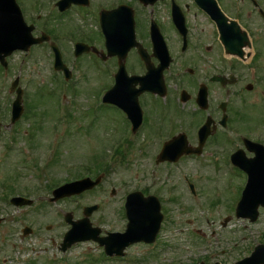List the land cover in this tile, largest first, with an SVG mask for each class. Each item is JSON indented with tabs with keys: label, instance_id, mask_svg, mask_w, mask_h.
Listing matches in <instances>:
<instances>
[{
	"label": "rangeland",
	"instance_id": "obj_1",
	"mask_svg": "<svg viewBox=\"0 0 264 264\" xmlns=\"http://www.w3.org/2000/svg\"><path fill=\"white\" fill-rule=\"evenodd\" d=\"M230 1L233 0H219L227 11H230ZM36 54L23 61L25 109L23 118L17 122L20 133L17 158L21 170H17L14 157L0 148V176L19 171L23 190L34 202L17 208L0 200V217L6 218L0 225V264H60V261L66 264H196L200 261L233 264L248 256L258 243H264V208H260L254 222L235 216L244 184L234 174L235 169L231 171L227 166L218 169L211 162L200 164L191 158L184 159L179 166L164 162L154 168L151 156L157 151L159 132L166 130V119L151 116L138 133H120L123 119L119 115L116 119L96 101L102 85L109 87L111 78L104 72L99 77L101 73L92 60H88L92 66L88 72L83 60L69 59L75 69L69 84H64L68 114L60 120L57 96L63 89L62 73L50 68L51 57ZM227 57H220V65L222 61L230 62ZM7 61L9 71L17 72L19 56L12 54ZM226 95L219 89L218 99ZM174 114L175 105H171L164 115ZM175 118L176 130L192 138L193 127H183L178 114ZM252 122L247 115L239 125L250 129ZM217 134L216 138H220L221 133ZM123 136L128 138L127 142L112 157L113 143ZM207 146L212 147L211 151H218L226 144L208 143ZM101 157L100 167L107 166L106 161L112 164L98 186L78 196L49 201L52 196L49 186L88 175L85 166L94 160L100 161ZM185 172L196 187V196L189 188ZM97 174L94 171L90 176ZM134 190L156 195L161 201L164 219L153 244L137 243L126 249L124 257L107 259L104 248L89 240L74 244L62 258L58 246L71 227L64 219L66 212L78 219L83 217L84 206L98 203L99 208L90 217L93 225L100 227L102 234L123 232L127 225L125 199ZM226 217L229 218L225 223ZM26 225L33 231L22 237L21 230Z\"/></svg>",
	"mask_w": 264,
	"mask_h": 264
},
{
	"label": "flooded vegetation",
	"instance_id": "obj_2",
	"mask_svg": "<svg viewBox=\"0 0 264 264\" xmlns=\"http://www.w3.org/2000/svg\"><path fill=\"white\" fill-rule=\"evenodd\" d=\"M16 1L19 11L5 7V33L10 38L21 39L30 32L34 38L43 41L31 45L28 51L17 50L14 55L24 60L35 53L54 56L52 44H55L63 57H69L74 54L76 43H84L87 50L81 57L92 60L100 72H116L120 52L129 47L123 63L129 73L142 75L160 72L165 67L168 54L172 61L164 70L166 96L162 98L150 92H142L138 96L143 125L151 116H161L167 123L170 116L164 114L171 105H175V114L182 119L183 127H193L192 138L188 137L191 145L198 144V129L207 116L216 123L215 133H221L222 137L216 138L215 133L209 136L201 156L213 153L209 152L212 147L207 148L208 143L222 146L225 143L227 147H223L225 150L221 153H215L222 158L210 161L212 165L232 163L234 152H239L240 159L237 157V160H245L242 163L259 161V154L264 158V0H233L230 1V11L222 7L230 24L236 22L238 27H230V33L236 39L231 44L230 62L222 61L221 65L219 59L227 56L226 51L220 41L217 22L202 5L204 0ZM11 23H14L13 27ZM108 41L125 43L121 48L109 49ZM235 49H240L242 54ZM2 71L0 65V148L14 157L17 170H21V162L17 158L20 133L5 132L12 128L11 110L17 91L21 92L24 101L26 86L19 74L12 87L14 79L7 82ZM170 72L179 76L170 80L167 77ZM219 74L228 75L230 83L222 84L215 80ZM175 79L178 82L176 89L180 86L189 92L188 100L181 107L168 100L170 81ZM9 87H12L10 92ZM136 87L139 88L140 84ZM219 89L227 94L225 98L218 99ZM204 90L206 101L203 98L198 102V95L200 92L204 94ZM224 113L227 119L226 125L222 126ZM247 115L253 121L250 129L239 125ZM195 157L183 156L178 163ZM234 169L235 175L246 182L248 172L237 164ZM21 178L19 171L0 176V199L24 194L26 191Z\"/></svg>",
	"mask_w": 264,
	"mask_h": 264
},
{
	"label": "water",
	"instance_id": "obj_3",
	"mask_svg": "<svg viewBox=\"0 0 264 264\" xmlns=\"http://www.w3.org/2000/svg\"><path fill=\"white\" fill-rule=\"evenodd\" d=\"M0 3V5L3 6L4 0H0ZM213 10L218 11L219 17L222 16V12L219 8ZM227 36L229 35L224 33L223 39L227 45H230V38ZM227 48L229 49L230 47L227 46ZM58 68H60V66ZM177 141L178 139H174L166 145L161 160L166 158V155L171 152L173 147L176 145L179 146V142ZM99 181V179H97V181L85 179L80 182L68 184L62 189L55 190V199L80 193L85 189L93 187ZM20 201L29 202L26 200ZM260 205L264 206V175L260 178L259 174L255 181L253 180L247 185L244 196L238 205L237 215L250 217L251 220L254 221L258 217V207ZM96 207L97 206L86 209L85 217L77 221L72 220L71 214L67 215V220L73 227L65 236L63 249L70 247L72 243L77 241L94 239L99 241L101 245H105L108 254L122 255L125 247L133 242L141 240L146 242L154 241L163 218V215L160 213L159 200L155 196L144 197L142 193L136 192L130 195L127 203V215L130 221L126 233H112L109 234L108 237H99L101 232L100 228L92 227L89 219L91 212ZM25 231L28 233L30 229H26ZM236 264H264V244L257 246L251 257L240 260Z\"/></svg>",
	"mask_w": 264,
	"mask_h": 264
}]
</instances>
